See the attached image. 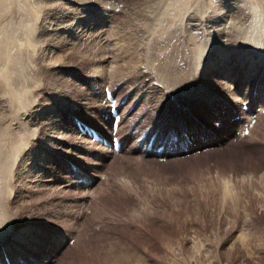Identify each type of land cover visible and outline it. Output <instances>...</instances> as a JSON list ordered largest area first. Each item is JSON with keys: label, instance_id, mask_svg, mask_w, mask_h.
I'll list each match as a JSON object with an SVG mask.
<instances>
[{"label": "rangeland", "instance_id": "1", "mask_svg": "<svg viewBox=\"0 0 264 264\" xmlns=\"http://www.w3.org/2000/svg\"><path fill=\"white\" fill-rule=\"evenodd\" d=\"M27 1H30V3L33 4L35 0H24L21 3L18 0H8V2L11 3L7 4L10 9V12L8 11V13L12 14H10L11 20L15 22L17 21L18 23L21 22V24L24 25L21 26L20 24V27L22 28L20 30L21 35H19L18 38L19 40L23 39L24 41L18 40V42L14 43L15 47L11 48V55L14 53L20 58L23 55L28 61L23 56L22 57L24 58V61L22 58L21 60L26 62L24 63L25 67L26 65H28V67L30 65V68L26 67L27 72L30 73V70L38 67V65L35 64L37 59L33 58L34 55L32 52L30 53V55H33V57L32 55L30 56L32 60H29L30 58L27 50H30L29 52L32 50L29 48L28 43L23 44V42H27L29 40L28 36L35 35L33 40L36 41L38 45L42 46L45 51L46 56H44V61L42 62L43 64L41 63V65H39L35 75L32 76V74H29L30 78L33 77L31 78V82L33 83H31V85L28 84V87H33H30V90H28L26 87L27 85H23L24 89L26 87L27 89L25 90H28V95L26 96L25 100V107H28V112L26 111L25 113L23 107L20 116L22 120L26 119L25 121H28L27 123L29 126L33 128L36 127L35 133L40 136L43 134L45 135L48 133V131L45 132L46 125L39 123L37 118L44 120V122L48 120L53 122L55 119L56 123L59 125L58 115L53 116L55 114L52 112L55 110L54 105H61L64 103V105L68 104L70 100L68 97H86V92L81 87L86 88V85L83 82L86 78H90L87 76V74L93 68L94 63L102 57V51L103 54H105V59L108 63H111L114 60L116 61V59L119 60V57L121 58L120 55L115 53L118 52L117 47L119 46L126 48V45H128L130 50L136 49L133 51V53L139 52L140 46L138 44L141 43L140 33L143 30L142 27L145 26L144 17H149L151 11L155 12L158 10L160 5L157 0H139L140 2L138 0H44L46 5L43 4V0H36L35 2L38 4L34 3L35 7L32 9L34 5L27 3ZM238 1L239 0H221L218 3L217 0L215 1V4L218 6L220 5V8H217V5L214 6V8L216 7L214 9V11L216 10L214 13L216 15L215 19L218 15L226 16L228 20L230 18L233 19L232 16L234 15H236L235 17L237 18L236 19L234 17L233 23L232 20L222 21L220 18L216 20L214 19L213 23H215L218 28L224 27L226 29L230 27V22L232 23L233 27H235L236 24V26L241 25L239 20H241L242 23L241 27L238 26L239 28H246V25L248 26L250 23V14L247 10L245 0H240V3H238ZM246 1L249 3L248 0ZM25 2L27 5L24 4ZM242 2L245 4L243 5ZM134 4L137 5L134 6ZM194 4L195 3L193 1H190L188 7H190L192 10H195L198 5L196 7ZM258 4L260 5H258L259 8L262 7L260 3ZM21 5L25 8L27 7L28 9H25ZM241 5H243L244 8ZM20 7L24 9V12ZM30 7L31 10H35L37 12L36 15L35 11L30 10ZM262 8L263 9L259 10L262 11V16H264V7ZM17 10H22L20 11L21 14L34 12L31 13L32 15H23L38 24V26L35 28V22H31L30 20L29 22L27 21L28 26L30 23L33 24L32 27L36 32L32 30L31 26L28 27L26 25L28 27L27 28L25 24H23L26 23V18L23 15L22 17ZM245 11L247 12L246 15H244ZM38 12L40 14H38ZM18 13V16L21 17L17 16ZM41 13L43 16H41ZM238 14L239 16H237ZM37 15L38 17L41 16V19L37 20ZM198 15L199 23V21L204 19L205 16L203 15L204 17H202V15ZM241 17L245 19H242ZM20 18H22L21 20H25L19 21ZM138 18L141 20H138ZM10 26V30L13 31L15 29L13 24ZM29 28L34 31V34L29 31ZM27 29L29 34L27 32L26 33L28 35L25 33ZM37 30L39 31L37 32ZM13 33L14 32H12V34ZM22 33L23 36L25 34L27 35H25L27 39L22 36ZM137 34L138 36H135ZM135 38H138V43ZM41 43L44 44L42 45ZM240 43L246 44V42L243 41L238 43L233 42L232 47L235 49L229 45L228 48H225V51L228 52V54L225 55L228 56L233 54L234 56L232 58H235L236 53L237 56H252L253 53H256L254 52L255 50L251 51L246 47L245 44L241 45ZM22 47H27L28 49L26 50L25 48V50H22ZM14 48L16 51H12ZM254 49L258 50L260 48ZM6 51L8 53V50H4V52ZM262 51L264 50H258V55L254 54L257 56L252 59L253 64L251 68H254V64L256 62H264V58L259 56V54L264 56V52ZM111 53H115V56H118L115 57ZM26 55H28L27 57L29 59L26 57ZM134 58H137V56H134ZM33 59L35 60L33 61ZM123 59L126 58L123 56ZM29 62H31V64ZM238 66H236L235 70H237ZM39 70L43 71V74ZM41 74L42 76L44 75V78L41 76ZM260 74H262L261 78H263L264 73ZM35 79L38 80L39 84L37 82V84L35 83ZM97 79V75H94L93 79L91 80L93 82V80L97 81ZM137 79L138 78L132 80L130 79L129 81L133 82ZM126 85H128V83H125L124 86L126 87ZM41 87L42 89H40ZM235 87L236 86H233V89H236ZM99 88L102 89L103 87L99 86ZM107 90L113 94L116 104L119 96L117 90L114 92L111 91L110 85L104 86L103 91ZM59 92L61 93L59 94ZM38 93L40 94L38 95ZM212 93L217 92L212 91ZM33 94L35 97L31 96ZM60 96H64V98H60ZM202 97L209 96L202 94L201 98ZM250 98L252 99V96H250ZM30 100L33 101L31 102ZM57 101H59V103ZM124 101H127V98ZM126 103L127 102L122 104L123 107L119 109V112L124 109ZM235 104L237 107L236 110H238V112L240 110L249 112L250 118H246L247 122L246 119H244V129L241 128L242 130L240 134H238L240 131L238 128H240V126H236L234 128L233 135H231L233 138L230 136V139L228 140L230 144H227V147L225 145L222 150L219 149L209 154V157L204 156L202 152L199 154V156L179 162L178 164H168L166 168L162 167L160 171L157 170L158 173L151 164L143 162V165L140 164L142 165L141 167L138 163L133 161V158L126 156V160H121L119 164L120 166L116 164L115 166L117 167L114 169L115 177L122 176L125 178V184H127V186L123 184V188H119V186H117V181L113 184L112 174L110 173L111 171L113 172L112 168L110 167H113L112 164L116 163L115 161L118 162V157L116 159L113 156H109L106 159V164L104 165L105 167L101 166L99 169L100 171L98 170L96 172L99 173V175H95L93 174V170H91L87 164L96 162L98 159L97 156L89 155L86 157L87 159H79H81L80 161L82 162L84 161L82 166L83 169L87 171L88 176L92 175L94 179L88 184L84 183L81 185L79 183L74 185L73 189L70 188L72 191L68 190L67 186L65 187L64 184H66V180H68L69 177L64 176L65 173H63L67 172L68 170H64V165L62 162L64 161L66 165L70 166L71 168L73 165L67 161H72V163L75 162V164L78 165L80 162L72 159L73 154L71 155V153L73 152L70 146L69 148H64L67 151L66 153H63L64 150L56 148L57 150L54 151H57L60 156L58 154L57 155L61 157L60 168L56 163H54L51 168L52 173L49 175L55 176L56 178L60 177L58 178L60 180H57L55 184L62 183V185H64L63 187L69 194H66V191L65 193L59 192V190H61L59 188H64L59 187L58 184V186H54V188H49V190H47L49 192L45 195L41 192H38L40 188L42 189L45 186H40V188L38 187L39 189L37 190L36 188H32L33 191L29 190L28 192H23V190L19 191L17 190L16 186H13L11 189H9L11 192L9 191L10 195L8 194L9 197H7L8 201L6 202L8 204V209H10L7 210L8 212L12 210L10 213L17 214L16 218L13 220L11 219L8 221V223L11 224V227L17 228L19 230V228L22 227V224L27 222L35 224V226H38L39 228L43 227V231L48 229V231H51V233L57 234L56 236H58V234L65 236V239L63 238L64 241L62 240L63 245L65 246L61 247L62 250L56 257L53 258L51 264H58V261L60 260L61 263L59 264H264V122H261L264 120V110L259 112L260 105L263 103L254 99L251 101L242 100V102ZM223 106H225V104H223ZM210 107L213 106L209 105L208 110H210ZM29 108L31 109L29 110ZM150 111L152 112V109L151 107H148L147 111L145 112L149 113ZM256 113V118L258 119L259 116L260 120H258L261 123L256 120ZM164 115H166L165 112H160L158 114V117H160L159 119L167 118L163 117ZM72 116L73 115L67 117L68 121L71 120ZM169 116L171 119H174L175 117L173 114ZM237 116L239 117L240 115H236L235 118H237ZM17 117V113L14 112V118ZM11 118H13V112H11ZM178 118L179 116L177 119ZM159 119H156L155 122H157ZM249 119H251V121ZM241 121L243 122V119ZM258 122L260 123L259 128L257 127L255 132L252 130V126L254 127V125L258 124ZM73 123L75 125V121H73ZM261 124L262 127L260 126ZM122 125L123 128L127 126L125 123H122ZM245 129L246 131H250L244 133ZM237 134L239 136H236ZM243 136L245 138H243ZM31 138L32 136L30 137V142H32L31 140H34ZM84 139L86 141H90V138L88 137H84ZM131 141L133 142V140H130V144L132 143ZM136 141L139 140L136 138ZM31 145L32 144L30 143V146ZM39 146H35L36 153L38 152L37 148ZM87 148L89 149V147H85V152L88 151ZM94 148H96L98 151H101L100 149H103L104 147H98L96 144ZM43 149L45 148H40L41 152L39 157L44 161ZM34 155V153L30 152L26 156V159H31V157ZM158 162L162 163V161ZM106 165L109 167H106ZM244 170L248 173H252V175H250L251 177H249L248 174H244L242 172ZM100 173L102 175H100ZM224 178L227 179V181H230L229 183H231V187L233 189L231 191L232 195L228 196L229 198H225L223 190L220 189L222 188ZM218 180H220L221 183H219ZM179 182L188 183V185L184 184V186L186 188L188 187L187 189L190 188L195 190H192L190 195L189 193H185V195L176 193L178 188L175 190L171 189L170 191L164 189L160 190L161 186H164L167 189V185H173L174 187V185H178ZM193 183L197 184V186L194 188H192ZM88 188L90 191H92V194H90L91 196H87L86 194L89 193ZM45 190L46 188L44 191ZM195 193L196 196L195 199H193ZM27 195L31 197L29 198ZM81 195L86 196V201L80 202L78 197ZM232 196H234V198ZM44 197L45 199H41ZM36 198L39 199L37 203L35 201ZM22 202H27L25 203L27 207L25 205L23 206L24 203ZM39 202L41 203L39 204ZM28 203L30 205L33 203V205L30 206ZM142 205H144V211H142ZM140 207L142 208L141 211ZM87 208L88 210H86ZM35 209L40 213L38 212L37 214L31 216L30 220H28V217H25V220H23V217L20 219V216L25 215L27 210L30 212V210ZM142 212H145L146 214L141 215L143 214ZM131 213L133 214L132 218L129 217L131 216ZM68 214H70V216ZM7 215L9 216L10 214ZM59 218L61 221H67L66 219H69L68 221L72 222L70 223L71 227L69 226L71 229L63 233V225L67 223L60 224L61 221ZM75 223L78 224V231H82V237H78V232H73V226ZM37 233L39 236H43V233ZM67 233H71L72 236L67 235ZM16 245L18 244L15 240H10L6 242L5 245H0V251L4 249L7 251L8 249L13 250L12 246ZM50 246L51 245L48 244V247ZM67 246H70L71 248L67 250Z\"/></svg>", "mask_w": 264, "mask_h": 264}, {"label": "bare ground", "instance_id": "2", "mask_svg": "<svg viewBox=\"0 0 264 264\" xmlns=\"http://www.w3.org/2000/svg\"><path fill=\"white\" fill-rule=\"evenodd\" d=\"M18 1L20 2L21 0ZM35 1L34 3L38 4ZM190 1H193L196 7L198 5V7L195 8V10L194 9L192 10L190 7H188ZM215 1L216 0H159V1L157 0V2H159L160 5L158 10H156L155 12L151 11L150 16L147 18L142 15L145 18V22H144L145 26L142 25L143 30L142 31L140 30L141 43L138 44L140 46L139 52L133 53V51L136 49L130 50L128 45H126L127 46L126 48L125 47L122 48V46H119L120 44L117 42L119 44L118 45L119 47L116 46L118 48V52L115 53L120 55L121 58L119 57V60L116 59V61L114 60L113 62L108 63L107 60L105 59V54H103L102 51L101 52L102 57L98 59L97 62L94 63L93 68L87 74V76L90 77L91 79H93L94 75H97L98 78L97 81L93 80L92 82L90 78H86L83 82L86 85V88L81 87L86 92V97H82V96L68 97L70 99L68 104L64 105L65 104L64 103L61 105H54L55 110L52 112L53 114L55 113L53 116L58 115L59 125L56 123L55 119L53 122H51V120L44 122V120H40L37 118V121H39V123L46 125L45 132L48 131V133H46L45 135L43 134L39 136L37 135V133H35L36 127L33 128L29 126L27 123L28 121H25L26 119L22 120L20 116L23 107L25 113L26 111L28 112V107L27 108L25 107V102H26L25 100H26V96L28 95L27 94L28 90H30L29 88L33 87V86L28 87V84L31 85V83H33L31 82V78L33 77L30 78L29 74L30 75L32 74V76L35 75V72H37L39 65H41V63L44 61V56H46L45 51L42 46L38 45L37 42L33 40V37H35V35L28 36L29 40L27 42H23V44L28 43L29 48H31L32 50L31 52H29L30 50H27L28 48L25 47L26 50L28 51L26 52L29 53L28 54L29 58L33 54L34 57L33 55L32 57L37 59L35 64H37L38 67H35V69L30 70L29 71L30 73H28L26 69L28 65H26L25 67L24 63L26 62H23L24 61L23 59L25 57L20 53L21 50L19 53L24 57L23 58L20 55L23 61L21 60L20 57H18L14 53L11 55V48L15 47L14 46L15 42H18L19 35H21L20 30L22 27H20L21 22L18 23L17 21L15 22L11 20L12 14L10 13L11 14L10 15L8 13V11L10 12V9L9 6L7 5L10 2H8V0H0V245H5L6 242L10 240L11 241L15 240L16 243L18 244L16 246H12L13 250L8 249L7 251L4 249L0 251V264H6V259L10 264H51L53 258L56 257L59 254V252L62 250L61 247L65 246L63 245L62 242V240L64 241L65 236H62L60 234L56 236L57 234L51 233V231H48V229H45V231H43L44 230L42 229L43 227L39 228L38 226H35V224L26 222L25 224H22V227H20L19 230L17 228L11 227V224H9L8 221H10L11 219L12 220L15 219L17 213H10L12 210L8 212L10 208L8 209V204L6 201H8L7 197H9L8 194L10 195L11 192L9 189H11L13 186H16L17 190L19 191L23 190V192L26 191L28 192L29 190L33 191L32 188H36L37 190L40 188V186L42 187L45 186L42 189L40 188L41 190L39 189L38 191L45 195L49 192L47 191L49 190V188H54V186H58V185L59 187H63L64 185L65 187L67 186L68 190H71L70 188L73 189L74 185L79 184L76 181V178L79 177L83 178V182L80 183L81 185L84 184L85 181L88 184L94 178L92 177V175L88 176L87 171L84 170L82 166L84 161L82 162L80 160L90 155V156H97L98 159V161L96 162H92V163L88 162L89 164H87L88 167H90L91 170H93V174L95 175L96 174L99 175V173L96 172L101 168V166H104L106 164V159L109 156H113L116 159L118 157L119 158L118 162L115 161L116 163L112 164L113 167H110L113 170V172L110 170L111 171L110 173L112 174L113 184L117 181L118 182L116 183L117 186H119V188H123L124 185L127 186V184H125L126 183L125 178L122 176L115 177L114 169L117 167L115 165L116 164L119 165L121 160H126L127 158L126 156L133 158V161L138 163L139 165L140 164L143 165L144 163L151 164L152 167L154 166L155 171L157 170L160 171L162 167L166 168L168 164H176V163L178 164L179 162L186 161L188 159L199 156V154H201L202 152L204 156H208L209 154L215 152L216 150L219 149L222 150L225 145L227 147L228 146L227 144H230L228 140L230 139V136L233 135L234 128L236 126H240V128H238V130L240 129L238 134H240L241 130L243 129V124L245 122L244 119L250 118L249 112L243 110H240L238 112V110H236L237 107L235 103L238 104L242 102V100L251 101L255 99L263 103L260 105L259 112L264 110V79H263L264 77L261 78L262 74H260V73H264V62H259V63L256 62L254 64V68H251L253 64L252 59L258 55L257 51L261 49L264 50V16H262L263 14L262 11L259 10V9H263L262 7H264V0H248L249 3H247V1L245 0V3L247 5V10L250 14V18H249L250 23L248 24V26L246 25V28H239L242 25L241 20H239L241 24L238 25L239 27L236 26L237 24L235 20L236 25L235 27H233L232 23L236 15L234 16L231 15L233 19L230 18L229 20L230 21L232 20V23L230 22V27L226 29L224 27L218 28V26L215 25V23H213V20L215 19L216 16L214 14L216 11V10L214 11V9L216 8V7L214 8V6L217 5L215 4ZM219 1L221 0H217V3ZM239 1L238 3H240ZM27 3H30V1H27ZM34 3L33 4L30 3V4L34 5ZM258 3H260L262 7L259 8L260 5ZM24 4H26V2ZM43 4L46 5L44 3V0H43ZM135 5L137 4H134V6ZM243 5L241 6L244 8ZM19 6H18V10H19ZM219 6L217 8H220ZM34 7L35 5L32 7V9ZM25 9L28 8L26 7ZM20 11L18 12L20 13ZM31 11H35V10H31ZM246 11L244 12L245 13L244 15L247 14ZM19 13L17 14V16L19 15ZM31 13L28 14L32 15ZM36 13L37 12L35 11V15ZM23 14L26 13H22L21 16ZM28 14L26 15L28 16ZM38 14L40 13L38 12ZM198 14L202 15V17L205 16L204 19L201 18L202 20L199 21V23H198V16H199ZM41 16H43V14ZM41 16L38 17L37 15V20L41 19L40 18ZM237 16H239V14ZM140 18H138V20ZM218 18H220L222 21L228 20L226 16L218 15L216 19ZM21 19L22 18H20L19 21ZM29 20L31 21V19L26 18V23L23 22L22 23L25 24L26 26L28 24L27 21L29 22ZM31 22H35V21H31ZM11 24H13L15 28L13 31L10 30ZM30 24L29 26L28 25L27 26L32 27L33 24L32 23ZM21 26L24 25L21 24ZM34 26L36 28L38 24L36 23V25L34 24ZM32 30L35 31L33 27ZM32 30L29 28V31L32 34H34L33 33L34 31ZM38 31L39 30H37V32ZM12 32L15 33V37H14V33L12 34ZM26 32L28 33V29L27 31H25V33ZM138 34L135 36H138ZM25 35L23 36L22 33V36L27 39L26 37L27 35L26 36ZM135 39L137 40L138 43V38ZM241 41L246 42V44L244 43L246 47L251 51L255 50L254 52L256 53H253L252 56L250 55L237 56L236 53L235 58H232L234 56L233 54H230L228 56L225 55L228 54V52L225 51L226 47L228 48L229 45H231L232 47L233 42L238 43ZM21 46H22V42H21ZM253 46L254 48H260V49L256 50L253 48ZM25 48H23L22 50H25ZM4 50H8L9 54L7 53V51L4 52ZM12 51H16L15 48ZM30 53L32 54L30 55ZM115 53H111V54L115 56ZM28 55H26V57ZM123 56L126 59H123ZM134 56L135 57L137 56V58H134ZM259 56L264 58V56L260 54ZM35 59H33V61ZM29 60L32 59L30 58ZM31 62L29 63L31 64ZM236 66H238L237 70H235ZM28 68H30V65ZM40 72H42L43 74V71ZM42 77L44 78V75ZM136 78L138 79L134 80L133 82L129 81L130 79L132 80ZM36 82L38 83V80H36L35 83ZM125 83H128L126 87L124 86ZM24 84L27 85L26 87L28 88V90H25L27 89L26 87L24 89L23 87ZM109 85L111 91L114 92L115 90H117V93L120 96V98L118 96V100H117L119 103L118 104L119 108H122L123 107L122 104L127 102L124 109H122V111H120L119 113L120 121L118 123L119 125L116 130V133L114 134L112 129L113 117L111 116V112H110L111 105L110 102L106 100V95H105L106 93L105 91H103L104 86H109ZM99 86H102L103 88L100 89ZM233 86H236L235 87L236 89H233ZM40 89H42V87ZM118 90L121 91L119 92ZM212 91H216L217 93H212ZM60 93L61 92H59V94ZM34 94L31 96H34ZM39 94L40 93H38V95ZM202 94H205L206 96L209 97L201 98ZM250 96H252V99L250 98ZM60 98H64V96L63 97L60 96ZM126 98L127 101H124ZM30 101L32 102L33 100ZM57 102L59 103V101ZM223 104H225V106H223ZM209 105L213 106L210 107V110H208ZM148 107H151L152 112L151 111L149 113L145 112L147 111ZM30 109L31 108H29V110ZM162 111L165 112L166 114L163 117H167V118L159 119L160 117H158V114ZM11 112H13V118H11ZM14 112L17 113L18 116L17 118H14ZM172 114L175 116L174 119H171V117L169 116ZM238 114L240 116L239 117L237 116V118H235V116ZM70 115L73 116L71 117V120L68 121L67 117ZM105 116H107V119L104 118ZM178 116L179 118L177 119ZM256 117H257V113L255 118ZM156 119L159 120L155 122ZM242 119L243 122L241 121ZM258 119L260 120L259 116ZM258 119L256 118V120ZM75 120H78L80 122L85 123L86 125H90L94 127L95 129L100 131L103 135L109 137V139L112 136L118 135L121 140L120 151L118 153H113V151H111V149L109 150L108 148H103V149L101 148L100 150L102 152L98 151L96 148H94L96 146L95 142H92L91 140L86 141L84 139V136L79 134L80 130H78L76 125H74L73 123V121ZM249 120L251 121V119ZM259 122L258 124L254 125V127L252 126L253 131L257 130V127L259 128V124L261 122H264V120H262L260 123ZM122 123H125V125L127 126L123 128ZM260 126L262 127V124ZM238 134L236 136H239ZM31 136H32L31 139H34L31 140L32 142H30ZM140 137L142 138L141 140ZM136 138L139 141H136ZM243 138L245 137L243 136ZM130 140H133V142L131 141L132 142L131 144L129 143ZM30 143L33 146L32 145L30 146ZM36 145L38 146L40 145L37 148L38 149L37 153L35 152ZM69 146L71 147V150L73 152L71 153V155L73 154L72 159L77 160L80 163L78 165L75 164V162L72 163V161H67L71 165H73L71 168L70 166L66 165V163L63 161L62 163L64 165L63 166L64 170H68L67 172H63V173H65L64 176L69 177V179L66 180V184L62 185V183L60 184L57 183L58 184L57 185L55 183L57 180H60L58 179L60 177L56 178L55 176L49 175L52 173L51 168L54 163H56L60 168L61 157H59L60 155L58 154V152L54 150H57L59 148L64 150L63 153H66L67 151L64 148H69ZM85 147H89V149L87 148L88 149L87 152L84 151ZM40 148H45L43 149L45 163L43 159L41 160V158L39 157V154L41 152ZM30 152L34 153L35 155L32 156L31 159H26V156ZM74 155L77 157H75ZM158 161H162V163H159ZM121 165H125V164H121ZM142 165L140 166L142 167ZM106 167L109 166L106 165ZM242 172L244 174H248L249 177H251L250 175H252V173L250 172L248 173L245 170ZM100 175L102 174L100 173ZM218 182L221 183L220 180H218ZM229 182L230 181H227V179L224 178L222 188H220L223 190L225 198H227L229 195H232L231 191L233 189L231 187V183ZM184 184L188 185V183L179 182V184L176 186L174 185V187L173 185H167L166 186L167 189L164 186H161V189L159 187V189L170 191L171 189L175 190L176 188H178L176 193H180L183 195H185V193H189L190 195L193 189L190 188L187 189L188 187L186 188ZM196 186L197 184L193 183L192 188ZM45 188L46 190L44 191ZM59 189H61L59 190V192L62 193H65L66 191L65 188L64 189L59 188ZM88 192L89 193H86L87 196H91L90 194H92L91 193L92 191H90L89 188H88ZM66 194L69 193H67L66 191ZM159 195H160V191H159ZM195 196L196 193L193 199H195ZM30 197L31 196H29V198ZM232 197L234 198V196ZM39 199L36 198L35 200L36 203L37 201H39ZM41 199H45V197ZM78 199L80 200V202L86 201V196L81 195L80 197H78ZM167 201H168V197H167ZM22 203H24L23 204L24 206L25 203L27 202H22ZM40 203L41 202H39V204ZM142 208H143L142 211H144L145 209L144 205H142ZM142 208L140 207V211ZM86 210H88V208ZM26 212L27 213H25V215L20 216V219L21 217H23L24 218L23 220H25L26 219L25 217H28V220H30L31 216L37 214L39 211L35 209V210H30V212L29 210H27ZM7 214L10 215L12 214V215L8 216ZM145 214L146 213L144 212L141 215H145ZM68 215L70 216V214ZM129 217L132 218L133 214L131 213V216ZM170 218H176V217H170ZM66 220L67 221L65 220L64 221L60 220L61 222L58 221L60 222V224L67 223L63 225V229H64L63 233L71 229L70 223L72 222L68 221L69 219ZM37 232L43 233L42 234L43 236H39ZM73 232L76 233L78 232L77 233L78 237L83 236L81 235L82 231L81 230L78 231L77 223H75L73 226ZM67 235L72 236L71 233H67ZM48 244H50L51 246L48 247ZM70 248L71 247L69 246L67 250ZM58 262L61 263V260Z\"/></svg>", "mask_w": 264, "mask_h": 264}]
</instances>
